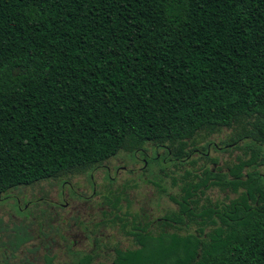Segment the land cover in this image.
Segmentation results:
<instances>
[{
  "label": "trees",
  "instance_id": "1",
  "mask_svg": "<svg viewBox=\"0 0 264 264\" xmlns=\"http://www.w3.org/2000/svg\"><path fill=\"white\" fill-rule=\"evenodd\" d=\"M225 128L249 159L214 171L195 139ZM148 145L177 209L112 263L264 264V0H0V200Z\"/></svg>",
  "mask_w": 264,
  "mask_h": 264
},
{
  "label": "rangeland",
  "instance_id": "2",
  "mask_svg": "<svg viewBox=\"0 0 264 264\" xmlns=\"http://www.w3.org/2000/svg\"><path fill=\"white\" fill-rule=\"evenodd\" d=\"M234 133V129L225 128L212 136L196 138L195 146L207 157L199 163L210 160L208 166L211 170L226 172L228 166L239 160H248L249 153L244 148L221 151L223 143ZM203 146L207 147L206 152ZM152 152L153 147L148 145L146 154L151 156ZM138 158L128 159L122 153L101 168L61 181L51 180L13 190L2 197L0 227L10 230L20 225L29 227L35 237L32 245L39 248L34 253L23 248L21 255L9 263L18 264L27 256L42 264L45 253L49 252L55 264H73L80 254L86 253L94 254L95 262L111 264L116 248H134L115 227L112 222L114 216L119 214L127 220L128 215L133 214L158 221L173 209L168 195L176 193L172 177L179 178L169 163L164 167L162 164H149L144 170L143 158ZM193 158L199 160V155ZM161 188L168 195L162 194L164 196L159 198ZM226 194L217 189L209 192L212 200H223ZM116 196L121 198L119 211L113 205ZM4 241L0 234V244ZM2 251L0 247V258Z\"/></svg>",
  "mask_w": 264,
  "mask_h": 264
},
{
  "label": "flooded vegetation",
  "instance_id": "3",
  "mask_svg": "<svg viewBox=\"0 0 264 264\" xmlns=\"http://www.w3.org/2000/svg\"><path fill=\"white\" fill-rule=\"evenodd\" d=\"M159 151H161V153H159ZM146 152H147V150H145V151H141L140 153H134V154H129V155H127V157H128V159H139L138 158V156H141L142 158H143V162H144V164H143V169L145 170V169H147L148 168V166H149V164H156V165H160V164H162V167H164L165 165H166V161L165 160H163V157H164V152L162 151V150H159V149H156V148H154L153 147V152H152V155L151 156H149V155H147L146 154ZM179 179V178H178ZM180 180V179H179ZM174 188H175V190H176V193L175 194H177L179 191H180V188H181V183H179L178 185L176 184L175 186H174ZM180 193V192H179ZM162 194H164L165 196H167L168 194L166 193V190L164 189V188H161V190L159 191V198H162L161 196H164V195H162ZM174 194V195H175ZM169 196H172V195H168V197ZM167 198V197H166ZM169 201L171 202V204H172V207H173V209L172 210H170V211H174V210H176L177 209V206H176V204H174L171 200H170V198H169ZM121 202V198L119 197V196H116L115 197V199H114V203H113V205H114V209L116 210V211H119L120 209H119V207H118V205H119V203ZM17 203V202H16ZM166 215V214H165ZM165 215L163 216V218H161V219H159L158 221H156V222H154V221H150V220H148V219H146V218H139V216H134L133 214L132 215H128L129 217H128V219L126 220L125 219V217L124 216H120L119 214H116L115 216H114V218H113V223L115 224V227L119 230V231H121V233H122V235L124 236L125 235V237L128 239V240H130V242L132 243V246L134 247V243H133V241H132V236L130 235H128L127 234V232H129V231H132V230H134L133 228H134V225H136V226H143V224L145 225V224H147L148 225V231H151V230H156V229H159V228H161V225H159L162 221H164L165 220ZM171 223V225H163V229L165 230V231H167V232H177V233H180V228L178 227V225L177 224H174V223H172V222H170ZM19 228V229H18ZM175 229V231H169V229ZM2 229V230H1ZM15 229H17L18 231V233L20 232V234L22 235V238H25L26 240L23 242V243H21V245H20V247L15 251V252H13L12 251V248L8 245V239H7V237H6V235L8 234V235H10V234H13V233H15ZM0 234H1V236L3 237V239L5 240L2 244H0V247L1 248H3V251H2V253H1V257L2 258H0V263L1 264H4V262L5 261H8V264H10L9 262H10V260H12V259H14L15 257H18L19 255H21V253H22V249L23 248H25L27 251H29V252H31V253H34V252H36V250H39V248H38V246L37 245H35V244H33L32 245V243H34L35 242V237H34V235L32 234V232H30V228L29 227H25V226H18V227H14L13 229H9V228H7V227H0ZM16 242V241H15ZM30 246V247H29ZM29 247V248H28ZM116 249H119V248H116ZM115 249V250H116ZM131 249H133V248H131ZM115 250H114V254H115ZM120 250H123V251H126V250H128V249H121L120 248ZM5 251V252H4ZM6 251H7V253H6ZM11 254H14V257H12L11 256ZM86 254H90V255H92L93 256V258H94V261H95V257H94V254H92V253H86ZM86 254H80L79 256H81V255H86ZM46 256H49V257H53V256H51L50 255V253L49 252H47V253H45V255H44V262L42 263V264H44L45 263V258H46ZM79 256H78V258H79ZM114 258V257H113ZM24 260H26V261H28V262H30V263H34V264H39L38 262H37V260L36 259H34V258H29V257H27V256H25V257H23L22 259H20V261H19V263L18 264H20V262H22V261H24ZM53 260H54V258H53ZM113 261V260H112ZM98 263V262H97ZM103 264V263H102ZM111 264H113V263H111Z\"/></svg>",
  "mask_w": 264,
  "mask_h": 264
}]
</instances>
